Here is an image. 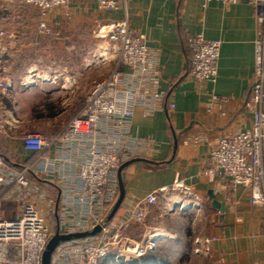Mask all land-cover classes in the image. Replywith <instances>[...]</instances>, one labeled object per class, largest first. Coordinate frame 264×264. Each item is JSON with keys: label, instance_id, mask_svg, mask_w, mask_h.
<instances>
[{"label": "built area", "instance_id": "obj_1", "mask_svg": "<svg viewBox=\"0 0 264 264\" xmlns=\"http://www.w3.org/2000/svg\"><path fill=\"white\" fill-rule=\"evenodd\" d=\"M5 1L15 4L19 11L35 12L40 36L59 38V23H49L48 16L66 9L68 0ZM200 1L203 7L217 1L245 3L252 8L258 36L253 42V78L243 105L250 127L225 134L211 144L204 173L245 195L251 206L264 209V0ZM96 6L99 12L118 10L115 0H96ZM91 34L116 54L110 74L94 83L82 107L60 132L50 137L33 132L20 137V170H12L0 155V264H41L42 253L56 231L68 235L97 226L100 232L96 236L58 244L50 264H101L111 251H115L116 262L131 264L164 239L161 232L147 236L146 229L140 239L124 235L130 228L145 226L148 208L158 207L172 195L180 207L201 209L202 198L187 184L185 174L178 173L170 186L153 190L143 200L130 204L124 200L110 222L101 226L118 197V168L156 152L153 140H136L128 135L131 122L137 114L149 117L162 110L166 96L159 88V50L149 48L126 20L97 23ZM5 38H14V33L1 29L0 42ZM185 43L189 52L187 76L202 90L204 85L215 82L220 42L191 36ZM30 83L22 84V89ZM11 87L10 78L0 79L2 95L7 97ZM211 96L213 102L226 101L213 93ZM168 108L172 110L174 104L169 103ZM208 112H212L211 107ZM5 116L0 115V136L17 124ZM196 141L201 144L206 138ZM51 150L54 157L50 156ZM67 168L68 172H64ZM28 173L53 184L59 193L58 201L52 202L51 195L29 183L25 179ZM214 240L213 236L202 241L194 239L193 253L211 260Z\"/></svg>", "mask_w": 264, "mask_h": 264}, {"label": "crops", "instance_id": "obj_2", "mask_svg": "<svg viewBox=\"0 0 264 264\" xmlns=\"http://www.w3.org/2000/svg\"><path fill=\"white\" fill-rule=\"evenodd\" d=\"M115 1L118 10L99 12L96 0H68L66 9L49 14L48 22L59 23V38L55 40L67 42L68 35L78 27L92 30L97 23L126 20L149 48L160 52L159 88L165 93V106L153 116L137 114L128 129L133 139L155 142L156 152L147 159L141 158L154 164L135 163L123 169L125 203L143 200L153 190L170 186L176 174L184 173L187 184L202 198L201 209L196 214L205 219L206 236L215 237L210 264H264V209L251 206L245 195L231 191L225 182H217L204 173L210 145L225 134L250 127L243 105L253 78V42L258 36L252 8L245 3L217 1L203 7L200 0ZM35 25V12L19 11L15 4L0 0V30L14 33V38L0 42V79L10 78L12 83L8 93L12 95L11 108L1 110L0 115L17 123L0 136V155L15 172L23 165L20 137L28 133L23 129L22 116H14H17L15 107L22 104L20 97L30 94V86L22 89V70L12 73L6 64H16L15 61L23 58L24 51L30 52L42 41L52 40L40 36ZM191 36L220 42L215 82L204 85L202 90L187 76L189 52L185 42ZM88 38L93 39L92 35ZM24 71L30 75L28 67ZM211 93L226 101L213 102ZM9 95L5 97L0 90V104L5 108L7 105L3 102ZM169 103L174 104L172 110L168 108ZM210 107L212 112H208ZM28 117L30 125V111L25 116ZM173 136L177 141L176 154L169 165H164L172 158ZM202 137L206 142L199 144L196 139ZM50 156H55L53 150ZM64 172H68V168ZM25 179L51 195L52 202L58 201L59 193L53 184L29 173L25 174ZM49 188H54L56 193L51 194ZM208 192L224 204L226 212L220 214L211 206ZM44 209L42 207V213ZM164 241L165 238L160 240Z\"/></svg>", "mask_w": 264, "mask_h": 264}, {"label": "rangeland", "instance_id": "obj_3", "mask_svg": "<svg viewBox=\"0 0 264 264\" xmlns=\"http://www.w3.org/2000/svg\"><path fill=\"white\" fill-rule=\"evenodd\" d=\"M91 32L90 28L78 27L68 35L67 42L44 40L36 46L35 50L24 51L21 60H14L16 64H6L7 70L12 73L18 69L22 70L20 76L22 84L36 82V86L30 87L28 96L19 98L22 104L15 107L17 116L13 114L19 118L22 116L25 122L23 129L28 133H32L33 130L44 135L59 132L82 107L94 83L105 79L114 68L116 54L111 52L109 46L111 53L109 52V56L105 54L103 50L107 48V44L89 39ZM100 50L106 56L95 61L94 58ZM31 54L33 58H30ZM27 67L30 75L24 74V69ZM11 102L12 95H9V98L3 102L7 105L6 108L0 104V111L6 109L9 111ZM28 111H30V125L27 124L29 117L25 118ZM50 113L56 115L49 119L46 116ZM38 115L43 118H38ZM49 189L50 193H56L54 188ZM175 201V196H168L158 207L148 210L144 227L135 226L124 232L125 236L134 239L142 238L145 229L149 237H152L154 233H160V230L163 231L161 234L166 232L164 234L166 242L157 241L160 243L155 245V249L136 259V261L139 260L137 261L139 264H153L155 261L152 256L154 255L158 257L157 264L163 262L167 264H210L212 262L206 257L193 253V240L202 241L207 238L206 231L208 230L205 219H200L196 214L197 209H181L180 203ZM50 217H53L51 213ZM178 245L181 247H176ZM114 252L111 251L101 264H122L113 259ZM142 259L144 261H141Z\"/></svg>", "mask_w": 264, "mask_h": 264}, {"label": "water", "instance_id": "obj_4", "mask_svg": "<svg viewBox=\"0 0 264 264\" xmlns=\"http://www.w3.org/2000/svg\"><path fill=\"white\" fill-rule=\"evenodd\" d=\"M176 148H177L176 136H173L172 158L168 162L163 163L164 165H169L170 162L174 159L175 154H176ZM135 163L154 164V163L147 161V160H144V159H132V160L122 164L118 168V170H117L118 197H117V200L115 201L114 205L112 206V208L108 212L107 216L105 217L104 221L102 222V224H101L102 227L106 226L110 222V220L114 217V215L119 210V208H121V206L125 200V193H126L121 173H122L124 168H126L127 166H129L131 164H135ZM207 196H208V200L211 203V206L214 209L218 210L220 214H223L224 212H226V208H225L224 204L219 203L216 200V197L211 192H208ZM99 232H100V227H98V226L95 227L93 230L88 231V232L68 234V235H59L58 232L56 231V233L52 236V238L47 243V245H46V247L42 253L41 264H50L51 255L54 252V250L58 244H60L62 242H67L70 240L93 237V236L98 235Z\"/></svg>", "mask_w": 264, "mask_h": 264}, {"label": "bare ground", "instance_id": "obj_5", "mask_svg": "<svg viewBox=\"0 0 264 264\" xmlns=\"http://www.w3.org/2000/svg\"><path fill=\"white\" fill-rule=\"evenodd\" d=\"M106 47H107V48L104 49L103 51H105V54L107 53V55L109 56V51L107 52V50H109V48H108L107 45H106ZM99 52H100V53H98V54L95 56V58H94L95 61H98V59H101L102 57L106 56L105 54H104V55L102 54V50H100ZM44 81H48V79H44ZM30 85H34V86H36V82H34V83L31 82ZM185 207L188 209V205H186ZM185 207H184V206H181V208H183V209H184ZM161 235H162V234H161Z\"/></svg>", "mask_w": 264, "mask_h": 264}, {"label": "trees", "instance_id": "obj_6", "mask_svg": "<svg viewBox=\"0 0 264 264\" xmlns=\"http://www.w3.org/2000/svg\"><path fill=\"white\" fill-rule=\"evenodd\" d=\"M50 109L52 110L53 107L51 106ZM55 115H56V114H54V113H50V114H48V116H46V117H47V118H53ZM37 117H38V118H43V116H41V115H38ZM152 259H153V261H155L153 264H157L156 262H158V257H157L156 255H154V256H152ZM137 261H139V260H137ZM137 261L135 260V262H133L132 264H139V262H137ZM141 261H144V259H142ZM162 264H167V262H163Z\"/></svg>", "mask_w": 264, "mask_h": 264}]
</instances>
